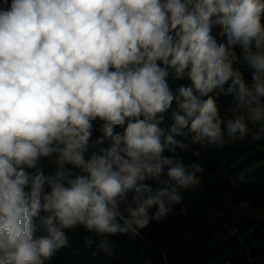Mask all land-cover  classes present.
I'll use <instances>...</instances> for the list:
<instances>
[{"label":"clouds","instance_id":"9594fccd","mask_svg":"<svg viewBox=\"0 0 264 264\" xmlns=\"http://www.w3.org/2000/svg\"><path fill=\"white\" fill-rule=\"evenodd\" d=\"M225 135L264 137V0H0V264L77 227L111 254L200 185L177 150Z\"/></svg>","mask_w":264,"mask_h":264},{"label":"trees","instance_id":"16d2710c","mask_svg":"<svg viewBox=\"0 0 264 264\" xmlns=\"http://www.w3.org/2000/svg\"><path fill=\"white\" fill-rule=\"evenodd\" d=\"M168 79L173 89L190 83L171 74ZM221 102L223 107L229 104L227 98ZM225 140L222 147L195 144L191 150H177L185 163L195 161L203 172L200 185L185 191L183 202L173 205L168 216L109 237L111 254L95 244L87 247L84 241L91 234L77 227L68 232V247L46 264H264V137L254 140L249 135L233 142L225 135ZM44 164L46 171L54 169L51 160ZM241 175L244 180L238 179Z\"/></svg>","mask_w":264,"mask_h":264}]
</instances>
